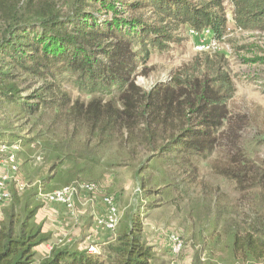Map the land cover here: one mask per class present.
<instances>
[{
	"label": "trees",
	"instance_id": "16d2710c",
	"mask_svg": "<svg viewBox=\"0 0 264 264\" xmlns=\"http://www.w3.org/2000/svg\"><path fill=\"white\" fill-rule=\"evenodd\" d=\"M227 1L237 30L264 33V0H0V124L8 129L10 118L23 120L33 136L21 138L20 147L35 146L48 165L46 175L22 191L17 182L10 184L11 199L0 209V264H154L142 217L132 211L119 219L113 238L98 246L99 254L78 249V240L36 260L35 248L50 237L36 222L38 192L95 183L84 178L100 165L102 146L116 141L121 130L129 136L124 144L146 142L155 153L136 171L140 197L158 192L147 188L153 180L163 188L156 197L192 184V159L211 156L220 129L232 120L228 104L235 87L225 58L201 53L148 91L136 86L135 77L151 55L181 40V28L207 29L224 42ZM68 88L77 91L76 99ZM139 125L140 138L134 134ZM9 142L0 132V145ZM228 153L213 170L247 193L253 209L244 217L220 211L214 240L224 242L225 256H196L192 264L264 261V159L251 160L235 145ZM154 202H144L145 208Z\"/></svg>",
	"mask_w": 264,
	"mask_h": 264
},
{
	"label": "rangeland",
	"instance_id": "374dc122",
	"mask_svg": "<svg viewBox=\"0 0 264 264\" xmlns=\"http://www.w3.org/2000/svg\"><path fill=\"white\" fill-rule=\"evenodd\" d=\"M230 5L228 1L225 2L228 19L226 39L224 42H216L214 51L209 54H220L227 62L226 71L235 87L234 96L228 104L232 120L220 129L226 134L221 135L219 131V145L215 147V152L211 156H195L192 159L191 166L196 171L192 178H188L192 184L187 186L181 183L179 191L168 188L166 192L168 194L156 197L163 188L162 185L155 186L156 181L153 180L147 188L158 192L154 193L151 199H143L142 194L140 197L137 191L139 178L136 171L142 161L155 153L146 142L135 140L133 143L124 144L123 141L129 136L121 130L116 134V141L102 146L99 150V157L102 156L100 165L91 172V177L84 178L95 182L101 195L97 194L94 197L92 195L90 199L93 197V202L88 198L89 201L86 199L78 205L74 203V211L79 218L84 219L85 224L91 220L89 212L91 213L96 205L99 207L97 203L103 195H112L115 198L120 218L131 211L140 213L144 239L154 247L156 253L154 264H192L196 256L203 260L217 261L220 255L225 256V253H222L224 242L216 243L214 240L215 231L217 234L222 224L221 222L215 224L218 213L225 212L224 217L239 213L244 217L253 209L247 193H241L235 185L213 170L214 165L226 162L225 158L233 145L251 160L264 159V33L237 30L231 19ZM187 31L188 29L181 28L178 31L181 39L179 42L170 44L169 50L164 53L151 55L147 65L138 67L135 77L137 87L148 91L152 87H149L150 82L155 83L164 79L170 81L178 70L194 62L196 56L201 53L194 50L195 40L189 37ZM67 90L73 100L77 98L76 90L72 88ZM78 98H81V102L89 99L84 95ZM117 107L120 110L124 109L122 102ZM24 123L23 120L10 118L8 129L5 128L7 126L5 123H1L0 132L10 141L6 147L8 151L15 153L18 158L16 182L27 187L30 180L46 175L48 165L43 164L42 156L38 155L41 153L35 146L25 147L22 144L20 147L18 141L21 138L33 136L28 133V125L23 127ZM141 130V125L134 128V134L139 138ZM11 134L17 138L10 137ZM8 151L3 152L0 145V163L6 159L5 154ZM3 173L5 172L0 165V177L4 176ZM150 200L155 201L154 207L147 210L144 202ZM41 204L36 222L41 221V231L45 235L49 234L50 241L48 239L40 245L36 260L48 256L49 246H61L67 238L82 236V229H79L80 231L58 229L57 220L44 209L42 201ZM1 215L0 212V217ZM171 233L182 240V248L177 255L171 253L167 241V236ZM86 245H95V242ZM85 247L83 245L80 249L85 250ZM98 250L101 251L99 248ZM261 264H264V261Z\"/></svg>",
	"mask_w": 264,
	"mask_h": 264
},
{
	"label": "built area",
	"instance_id": "2783aa9c",
	"mask_svg": "<svg viewBox=\"0 0 264 264\" xmlns=\"http://www.w3.org/2000/svg\"><path fill=\"white\" fill-rule=\"evenodd\" d=\"M187 32L189 37L195 40L194 50L196 52L211 53L214 51L216 41L212 38L209 30L204 29L197 32L195 30L188 29ZM162 81L166 80L164 79ZM154 84V81L150 82L149 87ZM1 147L3 152L8 151V148H6L7 146L1 145ZM5 156L6 159L0 163L1 169L5 172L3 173L4 176L0 177V208L6 205L11 199L9 187L12 182H16L15 176L19 169V162L15 153L8 151ZM24 188V185L17 183V189L19 191H22ZM38 193L39 199L46 208L48 207L50 210L55 211L57 210V207H63L64 210L73 217L78 216L74 211V203L77 196H84V198L86 197L87 200L89 198V200L93 202L92 199L95 195H101L98 185L92 182L77 183L47 193H42L41 191ZM92 195L93 197L90 199ZM99 207L102 209L103 213L95 216L96 226L99 229L107 230L113 234L120 219V211L118 210L115 198L112 195H103L100 198ZM78 223H80V218L76 220L75 224L78 225ZM167 241L169 242L171 253L174 255L179 254L182 248L181 238L171 233L167 236ZM67 242H69V240H65L64 244ZM85 248V250L92 255L99 254V250L95 245H86Z\"/></svg>",
	"mask_w": 264,
	"mask_h": 264
},
{
	"label": "crops",
	"instance_id": "0c3cea01",
	"mask_svg": "<svg viewBox=\"0 0 264 264\" xmlns=\"http://www.w3.org/2000/svg\"><path fill=\"white\" fill-rule=\"evenodd\" d=\"M85 200H86V197L84 198V196H77L75 198L76 205L80 204V202L85 201ZM97 204H99V203H97ZM44 209L48 210L49 213L52 215V218L53 219L55 218V220H57L56 221V224H57L56 227L58 226L57 227L58 229L66 230V231L67 230L73 231V230L82 229L83 235L81 237L67 238V240H69V242L71 241V243H75L78 240L81 241V243L76 244V247L78 249H80V247L83 245L86 246V244L89 242L90 243L95 242V246L98 248V246L105 245L106 242H108L109 240H111L113 238V234H111L107 230L99 229L95 224V216L103 213L102 209L100 207H98L97 205L95 208H93L91 210L92 211L91 213L89 212L91 220H89L88 225H87V223L85 224L83 218L82 219L80 218V223H78V225H76L75 223H76V220L79 219V216H76L78 219L76 217L70 216L67 213V211L64 210L63 207H57V210H55V211L50 210L48 207L47 208L44 207ZM39 210H38V214L36 215V220L40 214ZM37 223L41 225V221L40 222L38 221ZM49 241H50V237H49ZM39 247H40V245L35 248L36 256L39 253V250H38ZM52 247H55V246H52V245L49 246L50 251H51ZM48 256H49V254H48ZM48 256L42 257L39 260L46 258Z\"/></svg>",
	"mask_w": 264,
	"mask_h": 264
}]
</instances>
